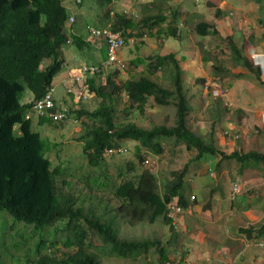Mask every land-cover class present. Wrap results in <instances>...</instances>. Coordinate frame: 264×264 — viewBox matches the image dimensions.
<instances>
[{
  "label": "trees",
  "instance_id": "obj_1",
  "mask_svg": "<svg viewBox=\"0 0 264 264\" xmlns=\"http://www.w3.org/2000/svg\"><path fill=\"white\" fill-rule=\"evenodd\" d=\"M93 1L98 23L85 19L73 33L66 27L70 18L67 5L75 4L81 8L86 0H0V214L12 219L10 224L0 223L2 262H5L4 258H14L16 264H104V261L118 256L122 259L121 264H136L152 248L165 264L167 253L161 239L131 237L124 232L156 222L174 229L168 203L176 202L184 208L190 205L186 193L192 188L184 180L189 163L194 162L199 167L205 154L220 153L225 159H237L243 169L250 164L264 166V152L242 153L235 149L227 154L188 128L187 116L193 109L183 90L185 70L175 53L153 55L147 59L139 57L130 64L137 67L146 63L150 75H157L161 70L167 76L170 74L177 94L145 75L144 69L140 79L127 80L122 86L116 82L120 71L111 69L112 65L100 73H91L93 76L87 82L95 96L101 99L97 107L91 110L81 104L73 108L66 103L67 112L81 120L82 128H89L79 138L84 144L89 168L73 166V170L62 162L60 156L52 158V151H59L62 143L43 139L42 132L46 129L40 132L35 125L62 128L64 122L38 113L29 119L27 115L54 86L56 75L63 68L66 46L73 43L80 51L86 46L92 48L84 37V25L105 27L110 24L112 31L124 40L123 51L133 36L143 38L149 26L174 18L168 9L156 17L145 15L143 10H147V6L143 0H131L136 7L133 14L130 11L133 4L121 8L120 4L117 6L119 0L117 3L115 0ZM252 1L260 12L259 23L264 26V0ZM134 15L143 16L144 24L138 25ZM212 27L217 32L215 23L200 22L195 31L199 35H208L213 33ZM162 32L160 29L159 33ZM170 32L175 39L181 40L176 37L175 30L170 29ZM235 39V35L223 37L225 47L230 51V60H212V76H218L215 78L218 81L225 79L231 74V65L242 66L260 79V68L253 67L249 53L244 46H238ZM135 47L138 50L139 44ZM105 50L107 52V48ZM184 58L183 55L182 60ZM102 75H105L106 84L98 82ZM27 90L33 97L30 101H23ZM123 90L128 101L121 111L125 118L118 121L114 105L120 101ZM174 94L177 100L175 126L146 128L130 121L137 113L143 116L147 105H154L152 100L170 104ZM236 110L243 112L241 108ZM57 111L54 107L53 112ZM221 114L220 109L219 117ZM172 137L185 142L187 149L195 150L197 154L170 184L164 186L165 193L161 196L157 191L156 174L149 170L134 174L135 161L120 156L117 150L126 142H134L136 157L145 161L143 151L162 153L160 140ZM119 158L126 161L114 167L112 162ZM77 173L91 175L81 177L83 190L78 194L63 192V187L72 188L71 180L77 178ZM254 230L255 227L251 226L242 231L249 234ZM59 245L62 251L58 250Z\"/></svg>",
  "mask_w": 264,
  "mask_h": 264
},
{
  "label": "rangeland",
  "instance_id": "obj_2",
  "mask_svg": "<svg viewBox=\"0 0 264 264\" xmlns=\"http://www.w3.org/2000/svg\"><path fill=\"white\" fill-rule=\"evenodd\" d=\"M115 1L117 3L118 0ZM143 1L147 6V10H143L146 11L145 15L156 17L163 14V8L157 9L149 7V4L146 3L145 0ZM205 1L206 0H177L176 2H173V4L171 3L167 5L168 7L166 8H168L170 15L174 14V18L171 17L172 20L171 18H168L164 20L165 22L163 21L153 26V32L154 30H157L158 26L163 29V32L158 33V37H155V39H150L148 43L147 37L149 36L150 32L146 34L143 39L146 40L147 46L140 47L139 45V49L137 50L135 47L136 44L133 43L134 39H130L126 48L123 50V55L121 56L123 62L125 63V66L127 65V67L120 71L121 74L120 76L116 77V82L118 85L122 86L127 80L140 79L142 74L141 71L144 69L145 75H148L151 79L156 80L163 88L177 94L174 84L162 71H159L160 73L158 75H150L146 71V63H143L141 64V66L137 67H132L130 64L131 60L137 59L139 57L147 59L149 56H153L155 52H158V50H160L163 55H169L175 52L176 57L181 61L182 67L185 68V74L183 75L185 84L183 90L187 99V103L193 109L187 116L188 128L196 136L203 138L207 143H214L219 150H223L227 154H230V151L232 149L231 147H229V143L225 142L224 137L226 131L228 130V128H232V130L236 133V129L238 128L241 137L235 140L236 146H234V149L236 148V150H239L242 153H247L250 151L264 152V130L261 129L264 128V106L255 108L256 111H253L248 107L250 103L253 102L252 100L264 102L263 93L257 91L253 96L249 95L253 91V89H249V84L251 82L246 79L249 78V76H245L246 71L242 69V66H231L230 75H228L223 80L221 79V81L215 80V78L219 77L214 75L212 76V74L210 73L212 70L211 66L210 68H207L203 62L201 63L200 52L196 50L198 46L195 47V44L197 42L194 40L197 37L199 41H203V43L206 42L208 43L207 46H209V43L211 42L210 39L201 37L192 28L186 26L185 21L182 20V17L183 19L191 17V19L193 20L197 11H201L211 19L216 13V9L220 8L228 17L227 21L229 23H232L234 28L239 32L240 35L238 40L240 41V44L245 40L249 41L251 45H248L250 47V50H252L249 52V54H259L262 58H264V29H262V27L257 23L260 12L258 11L257 5L252 0H217L218 5L213 7H206ZM66 3L68 2L66 1ZM119 4L121 8H123L125 4H133L130 8L132 14L133 11L136 10L134 2H132L131 0H119L117 6ZM67 8L70 14L76 13V15H74L75 21L72 24V27L74 28H76V26L80 24V21L82 22L85 19H89L91 20V22L99 21L98 17L96 16L97 7L95 6L93 0H86L85 6L81 7L80 9L79 5L75 4H69L67 5ZM72 9L74 10V12L72 11ZM102 10H105V8H103ZM164 14H166V11L164 12ZM134 16L136 17L135 22L138 25L144 24L142 18L143 16ZM149 16L147 17L149 18ZM228 22L226 23L228 24ZM187 23L192 24L194 23V21H187ZM239 23H241V25ZM149 27L151 28V26ZM216 27L223 28V24L218 23L216 24ZM170 29L175 30L176 37L181 38V40L175 39L171 35L172 33L170 32ZM164 38L166 42L161 43L163 42ZM215 42L218 45L219 49H221V47L226 43L225 40L223 41V37L220 35L217 36ZM100 46L101 45L99 44L96 49L102 48ZM66 47L68 48L65 50V54L63 55L64 64L63 70L60 72L61 75L67 73L70 74V76H73L76 74L75 69H77L80 64L97 66L99 65L98 62L106 60L107 57V54H104V50L102 49L99 50L101 52H96L93 51L90 47L89 50L84 49L83 51H80L76 46L71 48L70 44ZM225 49H227L228 51H226ZM225 49L222 50L224 53V58L229 59L230 51L228 48ZM218 54L220 58H222L221 51H219ZM183 55L185 59L182 60ZM129 71H132L133 74L130 75L131 72L129 73ZM248 74H250L252 79L257 81V83L259 84L253 88H255L256 90H258L257 88L259 87L261 88V81L258 79L256 73ZM61 75H59L54 82L57 98H59L58 93L62 91V94H64L65 92V90L63 89V84L61 83ZM62 80L64 81V79ZM72 81L73 80H71L70 82ZM98 82L106 84L105 76H101ZM66 83L68 82L66 81ZM247 89L249 91H247ZM31 94L32 92L27 90V94L25 97L26 99L24 98L23 101H30L32 99ZM175 94L172 97L170 104H161L155 100H152L154 105L148 104L147 110L143 116L140 115V113H137L135 117L130 121L136 124H142L146 126V128H152L154 125L167 127L175 126L177 120V100L175 98ZM119 96L120 101L118 103H115L114 105L117 116L116 119L118 121H123L125 115L121 111L125 107L124 104L128 101V96L124 90ZM69 99L70 98H68L67 101ZM167 100L169 102L170 98L167 97ZM99 102H101V99L97 98L95 96V93H93L92 99L85 105H87V108L94 110ZM240 103L248 105L243 107L246 110L245 114V111L241 112L236 110L238 104ZM226 106H228L229 108L225 110ZM220 109L222 114L219 117ZM35 126L36 130L40 132L46 129V131L42 132L43 139L50 140L52 143H62L59 151H52V158L58 155L65 165H68L71 168L73 166H82L86 170H88L89 160L87 154L83 149L84 144L83 142H79V138L85 132H87L89 128H82L81 121L72 122L69 124L65 123L62 128H55L54 126L47 125ZM258 128L260 129V131ZM160 141L162 143L163 152L156 153L151 150L143 151L142 156L145 158V161L138 160V158L136 157V146L134 142H126L123 144V146L130 151L124 157L127 158V160L132 159L136 163V170L134 171V174H140L144 170H149L155 173L158 178V190L160 191V193H163L165 190L164 186L170 184V182L175 179L176 174H178L187 166L189 161L194 156H196L197 152L195 150H188L186 143L182 142L177 137L162 138ZM210 156H212L210 160L204 159V157L200 159V162L204 164L203 171L202 167L198 169L199 167H196V165H194V162L188 164L184 180L186 184H189L193 190L196 185L201 184L198 177L205 171L206 172L204 173V176L209 179V176H216L218 173H220V171L224 169H229L232 174H236L239 169H241V164L237 159H225L221 156L220 153L214 155L210 154ZM125 158H119L113 161V166L116 167L117 165L124 164V162L126 161ZM70 159H72L71 162L67 163V161H69ZM235 171L236 173H234ZM129 175L131 176L133 175V173ZM87 176L91 175L82 176L77 173V178L71 180L72 188L63 187V192L72 191L78 194L80 192L79 190H83V186L80 180ZM81 177L83 178L81 179ZM126 177L128 176L126 175ZM188 194L190 196V192H188ZM259 202H261L260 204L264 206L263 196L258 201V203ZM208 204H210V202H208ZM185 214L186 213L184 212V214L182 215V219ZM262 218L263 217H259L258 220H261ZM11 221V217L3 215V213L0 214V223L4 222L10 224ZM252 224L247 225L246 228L251 226L263 225L262 222L256 225ZM187 225V220H185L184 222H179L178 219L176 220V225L174 224V229H172L170 225L156 222L153 225L149 224L143 227L141 226L129 228L124 233L126 234V236L130 235L131 237L161 239L163 244L167 248V251H169V256L174 257L175 254L170 253L172 252L173 247L178 250L173 251L177 253V256H179V254L182 253V243H186L188 241L187 235H180L179 232L176 231V226L179 230H181L182 227L186 228ZM180 232H184V230L182 229V231ZM172 238L174 239V242L170 244L169 241L172 240ZM60 239H62V237H60ZM58 250L62 251V247L60 245L58 247ZM148 252L149 254L146 257L141 256V261L136 264H162L157 251L151 248V250ZM19 254L21 256L22 252H20ZM0 260H2L1 255ZM4 260L5 262L0 261V264H16L14 258H4ZM121 261L122 259L116 256V258H110L103 263L121 264Z\"/></svg>",
  "mask_w": 264,
  "mask_h": 264
},
{
  "label": "crops",
  "instance_id": "obj_3",
  "mask_svg": "<svg viewBox=\"0 0 264 264\" xmlns=\"http://www.w3.org/2000/svg\"><path fill=\"white\" fill-rule=\"evenodd\" d=\"M177 0H145L150 5L149 7L157 8V9H168L167 5L176 2ZM206 7L217 6V0H206ZM196 6V3H195ZM223 15V17H222ZM227 16L223 13L220 8L216 9V13L210 19L201 11H197L193 20L191 17H187L182 20L185 21V25L192 28L195 31V26L200 22L206 23H221L223 24V28L216 29L212 27L214 30L213 33L208 35H200L201 37H205L206 39H210L209 46L208 43H203V41H199L196 37L194 40L197 42L195 44L196 50L200 52L201 63L203 62L207 68H210V62L215 60L216 58L219 61H229V59L224 58V53L222 50L225 48V44L219 49L215 40L218 35L222 37H226L227 35H235L236 43L238 46H244L245 51L249 52L250 44L249 41L245 40L243 43L238 40L239 32L234 28L232 23L227 21ZM241 19V18H240ZM187 21H194V23H187ZM165 22V21H164ZM228 22V24L226 23ZM257 23L264 29V26L259 23V19ZM164 24V23H163ZM241 25V23H239ZM155 26V25H153ZM153 26L146 34L152 32L151 35L147 37V43L150 39H155L158 37L159 30L161 29L159 26L157 30L152 31ZM148 28V27H147ZM196 32V31H195ZM145 34V35H146ZM198 34V33H197ZM135 39L134 43L141 46H147L146 40L143 38H137L133 36ZM143 39V40H142ZM142 41L143 43L138 42ZM168 41V40H167ZM88 42V41H87ZM138 42V43H137ZM165 38L163 42L165 43ZM91 43V44H90ZM91 49L96 52H101L99 50H104V54H106L105 47L101 45L100 49H96L99 43L95 40H90ZM244 44V45H243ZM163 45V44H162ZM251 45V44H250ZM94 46V47H93ZM84 49L89 50V46H86ZM195 49V48H193ZM80 50V48H79ZM228 51L227 49H225ZM219 51H221V57L219 56ZM154 55H163L160 50L155 52ZM105 60L102 62H98V64H104ZM81 65V64H80ZM230 69H231V65ZM82 66L78 67L76 73H78L79 69ZM206 68V69H207ZM185 70V68H183ZM244 69V68H242ZM245 70V69H244ZM164 72L163 70H161ZM246 71V70H245ZM212 72V70H211ZM210 72V73H211ZM160 72L157 73V75ZM165 73V72H164ZM248 73H253L246 71L245 76H249V89H253V91L249 95H254L257 91L263 93L264 95V83L261 88H257L256 90L253 87L259 85L257 81L252 79L251 75ZM166 74V73H165ZM170 79V74H168ZM264 74L262 75V81L264 82ZM72 80V77L69 79L67 77V82L69 83ZM71 83V82H70ZM64 89V87H63ZM62 89V90H63ZM65 90V89H64ZM247 91H249L247 89ZM58 93V92H57ZM60 100L64 103L65 99L62 91L58 93ZM246 101V100H245ZM250 103L247 106L256 111L255 108L264 106V102L255 101ZM243 103L238 104L237 108H241L242 111H245V107ZM259 129V128H258ZM264 130V128H261ZM260 130V129H259ZM236 131L239 133V129ZM241 137V135H240ZM239 137V138H240ZM225 142L229 143V147L234 149L235 140L232 137H224ZM204 159L210 160L212 156L210 154H205ZM251 163V162H250ZM241 164V163H240ZM204 164L199 162V168L202 167V171L204 170ZM206 172V171H205ZM203 172L199 175L198 179L201 182L200 185H196L194 190L191 193L195 196V202H191V205L185 209V215L182 219V215H180L179 222H184L187 220L188 225L186 228L182 227L184 232H180L179 234L187 235L188 241L186 243H182V253L177 256L173 250L178 251L173 247L172 254H175L174 257L170 259L175 261V264H264V247L259 246L260 243L264 242V206H262L258 201L261 197H264V166L263 165H247L246 169H241L236 173L232 174L229 169H224L220 171L216 176L211 175L209 179L206 178ZM234 185H237L240 189V193L232 199V188ZM210 202V204H208ZM259 217H263L261 220H258ZM182 219V220H181ZM255 221V222H254ZM254 222V223H253ZM263 223L261 226H254L255 230L247 234L242 231L246 230L247 225H256L258 223ZM174 239L169 241V243H173Z\"/></svg>",
  "mask_w": 264,
  "mask_h": 264
},
{
  "label": "clouds",
  "instance_id": "obj_4",
  "mask_svg": "<svg viewBox=\"0 0 264 264\" xmlns=\"http://www.w3.org/2000/svg\"><path fill=\"white\" fill-rule=\"evenodd\" d=\"M78 1V0H77ZM80 9V8H79ZM78 9V10H79ZM72 11L74 12V10L72 9ZM74 15H76V13H71L70 14V18H69V21L66 23L67 25H66V27L67 28H69L70 29V31H72L73 33H74V27H72V24H73V22L75 21V18H74ZM78 16V15H77ZM89 26H91V27H94V28H97V29H100V28H106V27H110L111 28V25L110 24H108L107 26H105V27H102V26H99V27H95L94 25H92V24H90V25H84V27H83V34H84V37H85V39L90 43V36H89V33H88V27ZM112 29V28H111ZM70 45H71V48L72 47H74L75 45L73 44V43H69ZM68 44V45H69ZM91 44V43H90ZM67 45V46H68ZM105 47V46H104ZM106 48V47H105ZM250 51H252V50H249V52ZM248 52V53H249ZM175 53V52H174ZM106 54H107V52H106ZM123 55V51H121V56ZM255 53L253 54V53H250L249 54V58H250V60L252 61V64H253V67L255 68V69H257V68H260V79H259V77H258V75H257V77H258V79L262 82V83H264L263 81H262V75L264 74V58H262L259 54L258 55H256V57H255ZM122 59V58H121ZM185 59V58H184ZM123 61V60H122ZM107 63V57H106V60H105V63L104 64H99V65H97V66H89V65H86V64H81L80 66H82L80 69H79V71H78V73H76L75 75H73V76H70V74H67V73H65L64 75H61L60 74V72L63 70V68L57 73V77L59 76V75H61L62 76V79H64V81L61 79V83L63 84V87H64V89H65V92H64V98H66L65 99V101H64V103L62 102V100H60V98H57V96H56V89H55V83H54V86L53 87H51V88H49V90L45 93V95L46 94H48V93H51L52 95H53V99H54V102H55V107H57V109H58V111L59 110H64L65 111V114L67 115V117L66 118H64V120H62L63 122H64V124L65 123H72V122H80L81 120L80 119H78V118H75L74 116H71L70 115V113H68L67 112V106H66V103H70L71 104V106L73 107V108H77L78 107V105H81V104H83V105H85L88 101H90L91 99H92V94L94 93L93 91H91V89H90V87H89V84H88V82H87V80L90 78V77H92V76H90V74L91 73H94V72H92L89 68H99L100 70L99 71H96V73H100L102 70H105V68H108V66L109 65H107L106 64ZM125 64V63H124ZM127 67V65L125 66V68ZM84 68H88L90 71H88V72H84ZM112 68H117V67H111V69ZM119 71H122L123 69H119V68H117ZM75 70H78V68L77 69H75ZM120 74H121V72H120ZM80 76H82L83 77V79H84V83H85V85H86V87H87V89H88V93H89V96L86 98V99H80V101H76L75 99H76V97H75V95H74V93H69L68 92V88L69 87H72V84H73V82H74V80H76V78L77 77H80ZM103 76V75H102ZM105 76V75H104ZM67 77H69V79L72 77V82L71 83H66V81H67ZM65 83V84H64ZM44 95V96H45ZM43 96V97H44ZM31 97H33V95L31 94ZM42 97V98H43ZM41 98V99H42ZM68 98H70L68 101H67V99ZM40 99V100H41ZM36 104V103H35ZM34 104V105H35ZM34 105L32 106V108L29 110V112H28V115H27V118L29 119L30 117H33V114L35 113L34 111H33V107H34ZM50 112H53V108L50 110ZM46 116H47V114H45ZM29 116V117H28ZM49 117V116H48ZM50 118V117H49ZM225 137H232V138H234V139H239V137H240V135H239V133L236 131V133L232 130V128H228V130L226 131V134H225ZM236 149V148H235ZM235 149H233V150H235ZM233 150H231L230 151V153L233 151ZM128 149L127 148H125L124 146H122V147H120V148H118V150H117V152L120 154V156H126L127 155V153H128ZM108 152V151H107ZM110 152V151H109ZM111 153V152H110ZM241 163V162H240ZM155 174V173H154ZM156 183H157V191L159 192V194L161 195V196H163L164 195V193L165 192H163V193H160V191L158 190V178H157V180H156ZM186 183V182H185ZM234 188H238V190H239V192L238 193H234ZM191 191H193V189L191 190ZM191 191H188V192H190V196H189V194H188V192L186 193V195H187V198H189V204L191 205V202L193 203V202H195V196L191 193ZM240 193V189H239V187L237 186V185H234L233 186V188H232V199H234L238 194ZM171 204H175V205H178L176 202H170V203H168V209H169V216L170 217H172L173 218V225L175 224L176 225V220H178L179 218H180V215L181 214H183L184 213V211H185V209L186 208H184V207H182L181 205H178V206H180L181 207V209H182V212H180V213H178V214H175V215H173L172 214V212H171V210H170V205ZM176 230L178 231L179 229L177 228V226H176ZM259 246H261V247H264V242H262V243H260V245ZM165 251H166V253H167V260H166V262H165V264H175V261L174 260H172V259H170L171 257L169 256V251H167V248H165ZM181 254V253H180ZM179 254V255H180ZM163 264V263H162Z\"/></svg>",
  "mask_w": 264,
  "mask_h": 264
},
{
  "label": "built area",
  "instance_id": "obj_5",
  "mask_svg": "<svg viewBox=\"0 0 264 264\" xmlns=\"http://www.w3.org/2000/svg\"><path fill=\"white\" fill-rule=\"evenodd\" d=\"M88 33L91 40H95L107 48V65H112L113 67H117L119 69L125 68V64L121 59L122 46L124 45V40L122 38H119L110 27L97 29L89 26ZM89 69L92 72L100 70L97 67ZM89 69L84 68V72L86 73L90 71ZM68 92L74 93L76 101H80V99H86L89 96V91L82 76L77 77L76 80H74L72 87L68 88ZM54 107L55 102L53 95L48 93L34 105L33 111L42 115L47 114V116L53 118L55 121L64 120V118L67 117L65 111L59 110L57 112H50V110ZM110 152H112V150H110ZM238 192V188H234V193ZM169 207L173 215L182 212L181 207L178 205L171 204Z\"/></svg>",
  "mask_w": 264,
  "mask_h": 264
}]
</instances>
